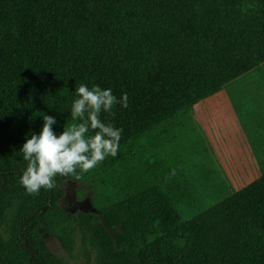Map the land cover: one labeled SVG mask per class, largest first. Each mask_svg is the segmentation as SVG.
Listing matches in <instances>:
<instances>
[{
	"label": "trees",
	"instance_id": "1",
	"mask_svg": "<svg viewBox=\"0 0 264 264\" xmlns=\"http://www.w3.org/2000/svg\"><path fill=\"white\" fill-rule=\"evenodd\" d=\"M261 66L264 0H0V221L10 214L0 264H58L38 228L63 216L61 180L26 194L20 149L43 115L57 120V136L78 122L81 83L128 95L127 108L101 114L123 129L118 155L81 175L113 197L103 215L119 218L102 264H264V163L190 220L177 212L192 188L187 164L203 159L194 106Z\"/></svg>",
	"mask_w": 264,
	"mask_h": 264
},
{
	"label": "rangeland",
	"instance_id": "2",
	"mask_svg": "<svg viewBox=\"0 0 264 264\" xmlns=\"http://www.w3.org/2000/svg\"><path fill=\"white\" fill-rule=\"evenodd\" d=\"M189 117L203 159L192 158L185 169L184 178L192 188L189 199L177 205L181 221L190 220L260 176L264 163V66L197 103ZM95 178L68 177L67 182L60 178L62 197L56 206L63 216L49 217V228L39 225L38 235L58 264H102L99 248L115 247L119 218L102 213L113 197ZM9 219L10 214L0 221V242L8 238ZM79 219L86 224L85 231ZM101 232L104 241L99 238Z\"/></svg>",
	"mask_w": 264,
	"mask_h": 264
},
{
	"label": "clouds",
	"instance_id": "3",
	"mask_svg": "<svg viewBox=\"0 0 264 264\" xmlns=\"http://www.w3.org/2000/svg\"><path fill=\"white\" fill-rule=\"evenodd\" d=\"M75 93L77 99L73 101L70 116L78 122L65 126L57 136L53 131L57 120L43 115L42 131L26 138L20 149L27 167L19 182L30 196L39 195L41 189L56 190L58 176L65 182L68 177L80 180L82 174L107 157L118 155L123 129L103 122L101 114H113L116 105L127 108V93L118 99L111 88L97 85L89 89L83 83L76 87Z\"/></svg>",
	"mask_w": 264,
	"mask_h": 264
}]
</instances>
